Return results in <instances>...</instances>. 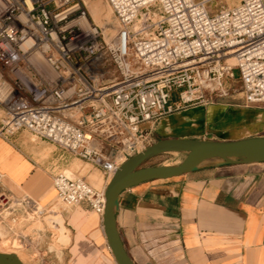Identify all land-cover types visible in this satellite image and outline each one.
Segmentation results:
<instances>
[{
  "label": "built area",
  "instance_id": "built-area-1",
  "mask_svg": "<svg viewBox=\"0 0 264 264\" xmlns=\"http://www.w3.org/2000/svg\"><path fill=\"white\" fill-rule=\"evenodd\" d=\"M105 1L116 22L108 36L82 0H0V137L27 130L109 179L152 143L161 118L213 103L236 82L240 104L264 107V0L213 12L208 0ZM52 185L65 206L102 215L104 189L64 172ZM20 208L51 226L54 210L27 196L10 204L0 191V239L34 248Z\"/></svg>",
  "mask_w": 264,
  "mask_h": 264
},
{
  "label": "crops",
  "instance_id": "crops-1",
  "mask_svg": "<svg viewBox=\"0 0 264 264\" xmlns=\"http://www.w3.org/2000/svg\"><path fill=\"white\" fill-rule=\"evenodd\" d=\"M263 109L226 102L191 106L161 118L152 143L165 137L221 140L226 132L264 135ZM4 115L0 105V121ZM71 155L24 129L0 137V191L10 204L27 196L52 209L57 199L52 176L71 164ZM90 165L104 189L109 179L99 166ZM18 212L26 232L32 220L24 209ZM59 214L70 232L69 248L60 254L87 260L90 249H108L101 215L86 202ZM115 221L135 264H264V161L213 159L191 172L138 183L120 193ZM40 232L27 233L38 245L26 250L39 254L30 264L57 257L49 247L41 253L46 243Z\"/></svg>",
  "mask_w": 264,
  "mask_h": 264
},
{
  "label": "water",
  "instance_id": "water-1",
  "mask_svg": "<svg viewBox=\"0 0 264 264\" xmlns=\"http://www.w3.org/2000/svg\"><path fill=\"white\" fill-rule=\"evenodd\" d=\"M165 152H183L184 156L177 164L142 166L149 157ZM213 159L226 163L263 162L264 135L221 140L165 137L132 155L115 170L104 188L101 219L106 242L117 264H135L125 250L116 227L115 210L120 193L144 181L194 171L202 163ZM49 221L53 226L58 224L54 218ZM0 264L24 263L16 254L0 251Z\"/></svg>",
  "mask_w": 264,
  "mask_h": 264
},
{
  "label": "rangeland",
  "instance_id": "rangeland-1",
  "mask_svg": "<svg viewBox=\"0 0 264 264\" xmlns=\"http://www.w3.org/2000/svg\"><path fill=\"white\" fill-rule=\"evenodd\" d=\"M85 8L88 12V15L90 19L98 25L104 33L108 35L114 34L116 30V22L113 17V13L109 5L105 0H82ZM236 0H208L207 7L209 11L213 12L215 9L221 5H231ZM54 5L51 3L47 5V9H52ZM234 76L238 78V70L234 69ZM235 91H230V93L226 96L222 97H216L214 98V102H226V103H232L237 104L241 102V94L239 93V84L236 82L234 84ZM172 99H176V92H172ZM251 107V106H249ZM264 111V109H263ZM252 131H246L245 134H250ZM223 139H236L241 138V135L239 137V133H229L226 132L219 136ZM152 138L155 139V137ZM152 139V140H153ZM184 156L183 152H166L159 154L156 157L150 158L142 163V166H150V165H161V164H177L179 163ZM71 164L66 167L63 172L70 176V177H83L90 185L95 187L96 189L100 190L101 185L99 184L101 181L100 175L93 174L94 167H91L90 164L86 163L85 161L81 160L80 158L71 155ZM62 208H67L60 200L56 199L53 202L52 210H54V213L59 214ZM48 216H52V213H49ZM45 219V220H44ZM64 225L67 227V225L64 222ZM40 229V234L44 235V246L41 248V253L46 251L47 247L50 248V250L57 253V257L53 256L50 259L45 260H38V264H117L112 253L110 252L109 248L103 249L104 252L99 249H90V251H87V260H76L72 259L70 260L69 256H65V254H60L61 252H64V248H69V241L64 242L60 239V231L53 226L49 224L46 217L44 218H38V219H32L30 223H28V227L26 229L25 233H31V230ZM51 229V230H50ZM53 229V231H52ZM57 232V233H56ZM67 233L70 237V232L67 230ZM37 238V235L35 236ZM15 246L12 247L8 241H5L4 239H0V251L2 252H14L16 253L24 262V264H30L32 261V255L34 253H29L27 251V247L22 246ZM57 245V246H56ZM32 254V255H31ZM106 257H104V255ZM37 255V254H36ZM69 255V254H68ZM80 255V254H79ZM39 256H35L36 258ZM34 257V258H35ZM66 257V258H65ZM108 260L111 262L109 263Z\"/></svg>",
  "mask_w": 264,
  "mask_h": 264
},
{
  "label": "bare ground",
  "instance_id": "bare-ground-1",
  "mask_svg": "<svg viewBox=\"0 0 264 264\" xmlns=\"http://www.w3.org/2000/svg\"><path fill=\"white\" fill-rule=\"evenodd\" d=\"M165 165H171V164H165ZM110 179V178H109ZM52 218H54L58 224L54 225V228L58 229L60 231V239L64 242H68L69 241V235L67 233V229L66 226L64 225V219L60 214L57 213H53L52 216H50ZM45 220V219H44ZM51 230V229H50ZM53 231V229H52ZM57 233V232H56ZM57 246V245H56ZM109 248V246H108ZM110 250V249H109ZM111 252V251H110ZM8 253H14V252H8ZM16 254V253H14ZM17 255V254H16ZM18 256V255H17ZM19 257V256H18ZM19 259L23 262V260L19 257ZM24 263V262H23Z\"/></svg>",
  "mask_w": 264,
  "mask_h": 264
}]
</instances>
